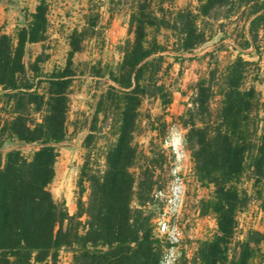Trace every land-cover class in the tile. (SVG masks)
<instances>
[{
  "label": "trees",
  "instance_id": "16d2710c",
  "mask_svg": "<svg viewBox=\"0 0 264 264\" xmlns=\"http://www.w3.org/2000/svg\"><path fill=\"white\" fill-rule=\"evenodd\" d=\"M36 1L14 34L0 26L1 110L7 113L0 116V264H52L61 249L72 253L71 264H160L164 245L143 208L156 180L149 166L138 180L131 170L140 157L133 135L142 97L170 102V91L158 81L167 53L178 58L208 40L199 19L214 8H246L248 23L235 45L240 51L252 48L246 52L249 57L260 54L264 0H199L196 10L176 8L173 0H109L111 14L112 2L126 7L130 37L120 46L117 66H90L87 72L113 82L96 100L89 131H95L101 114L102 120H113L115 140L103 164L90 152L85 157L75 214L48 186L58 144L67 136L69 93L76 75L72 56L81 49L80 39L74 31L63 67L42 72L40 55L25 63L27 45L48 37L49 5ZM242 53L223 67L214 62L208 76L196 83L192 108L180 116L195 176L202 186L213 187L201 201L202 214H212L217 225L212 237L199 242L191 260L184 258L180 264H264V233L248 229L240 238L238 228V213L251 200L264 209V96L255 85L261 68L259 61ZM30 144L35 148L27 157L20 146ZM156 162L152 158L151 164Z\"/></svg>",
  "mask_w": 264,
  "mask_h": 264
},
{
  "label": "rangeland",
  "instance_id": "374dc122",
  "mask_svg": "<svg viewBox=\"0 0 264 264\" xmlns=\"http://www.w3.org/2000/svg\"><path fill=\"white\" fill-rule=\"evenodd\" d=\"M36 0H0V26L14 34L24 23V14L33 11ZM49 5L48 37L44 42L29 44L24 56L25 63L32 62L38 55L42 58L39 68L42 72H51L63 67L70 49L74 31L75 39H80V51L72 56L73 68L76 70L69 93L67 113V136L58 144V157L55 162V174L48 188L56 199H63L70 214L77 211L78 174L87 154L92 153L99 164L104 162V154L115 140L113 120H102L100 114L95 131L90 132L92 112L99 94L106 90L107 84L113 82L107 77L99 78L88 75L90 66L113 68L121 59L120 46L130 37L128 34V12L124 5L112 2V14L108 12L109 0H47ZM199 0H173L176 8L196 10ZM246 8H233L230 4L214 8L207 17H200L201 26L207 30L208 40L180 57L174 58L169 52L158 74V81L170 91V102L163 105L159 98L144 95L138 109L137 128L133 142L140 157L132 167L138 180L140 173L149 166L156 184L150 192L162 189L164 193L172 187L181 189L180 200L176 202L175 214L170 217L172 225L179 230L174 264H180L184 258L191 260L201 240L212 237L217 229L212 214H202L201 201L213 192L212 186H202L194 171L191 150L185 140L187 128L183 125L181 115L187 108H192L195 86L200 78L208 76L209 69L218 61L220 67L226 65L239 52L245 59L259 61V80L255 82L264 96V25L258 31L260 54L240 51L235 45L240 39L242 26H247ZM229 16V17H228ZM161 33H168L164 30ZM81 34V35H80ZM163 36L159 35V39ZM237 40V41H236ZM3 96L0 93V116L7 113L1 110ZM38 115L36 114L35 117ZM110 116V115H109ZM93 125V124H92ZM22 153L29 157L35 144L20 146ZM162 155V156H161ZM152 158L157 160L151 164ZM250 183H245L248 187ZM82 200L88 196V184ZM150 198V199H151ZM144 202V205L150 201ZM133 206H138L136 197ZM84 216L82 217V219ZM238 228L243 238L246 230L253 229L264 233V209L256 200H251L247 207L238 213ZM152 224L154 235L164 247L162 256L172 244L164 237L156 235L155 223ZM264 248V245H262ZM72 253L61 249L57 260L52 264H71Z\"/></svg>",
  "mask_w": 264,
  "mask_h": 264
},
{
  "label": "built area",
  "instance_id": "2783aa9c",
  "mask_svg": "<svg viewBox=\"0 0 264 264\" xmlns=\"http://www.w3.org/2000/svg\"><path fill=\"white\" fill-rule=\"evenodd\" d=\"M178 187H172L168 193H164L162 189L154 190L151 200L143 205L144 210L151 215V222L156 224V235L164 237L172 244L166 250L160 264H174L175 260L179 230L171 224L170 217L175 214L176 202L180 200L181 189Z\"/></svg>",
  "mask_w": 264,
  "mask_h": 264
}]
</instances>
